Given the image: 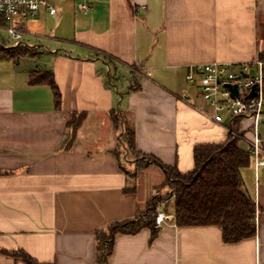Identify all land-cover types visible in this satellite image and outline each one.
<instances>
[{
    "label": "crops",
    "instance_id": "1",
    "mask_svg": "<svg viewBox=\"0 0 264 264\" xmlns=\"http://www.w3.org/2000/svg\"><path fill=\"white\" fill-rule=\"evenodd\" d=\"M46 1L57 14L41 8L23 42L0 53V264H95L97 231L171 190L155 160L191 172L197 146L233 139L231 121L249 152L251 120L215 122L187 75L264 60V0ZM75 113L84 121L64 150ZM123 124L135 128V156ZM259 135L264 148V113ZM242 175L254 237L225 243L216 225L179 227L159 203L173 216L154 241L149 228L117 236L109 264H264V165L250 154Z\"/></svg>",
    "mask_w": 264,
    "mask_h": 264
},
{
    "label": "trees",
    "instance_id": "2",
    "mask_svg": "<svg viewBox=\"0 0 264 264\" xmlns=\"http://www.w3.org/2000/svg\"><path fill=\"white\" fill-rule=\"evenodd\" d=\"M39 76L37 74L33 82H38ZM52 83L56 88L54 81ZM113 117L120 125L119 116L114 114ZM83 121L84 114L72 115L68 122L71 131L63 142L65 147L61 146L64 150L73 144ZM121 142L129 153L134 156L137 154L135 128L123 124ZM194 159L195 168L188 173H182L155 160L164 170L172 194L151 200L147 211L135 219L116 221L97 231L95 264H109L119 235L136 234L149 228L152 243L160 229L156 227L158 204L168 203L172 198L175 220L179 227L216 225L223 230L225 243H237L256 235V201L248 193L242 175V169L250 163V152L240 149L237 139H230L224 144L197 146Z\"/></svg>",
    "mask_w": 264,
    "mask_h": 264
},
{
    "label": "built area",
    "instance_id": "3",
    "mask_svg": "<svg viewBox=\"0 0 264 264\" xmlns=\"http://www.w3.org/2000/svg\"><path fill=\"white\" fill-rule=\"evenodd\" d=\"M47 8L50 14H57V9L46 0H0V16L5 28L19 46L26 34L24 22L36 16L41 8ZM84 10L88 4L82 5ZM187 79L191 83H198L200 95L206 105L213 112L215 122L222 124L225 116L231 120L247 118L251 120L250 127L253 138L249 140V152L255 158L258 169L264 165L263 140L259 135V126L264 113V60H255L241 63L208 62L191 65ZM237 87V95L233 94L232 87ZM233 139L240 138V133L234 131L232 121L226 126ZM172 194L170 190L168 195ZM173 215L160 211L156 215V227L162 228L166 220Z\"/></svg>",
    "mask_w": 264,
    "mask_h": 264
},
{
    "label": "rangeland",
    "instance_id": "4",
    "mask_svg": "<svg viewBox=\"0 0 264 264\" xmlns=\"http://www.w3.org/2000/svg\"><path fill=\"white\" fill-rule=\"evenodd\" d=\"M32 18H29L28 20H25V25H24V30H25V28L27 27V29H28V24H29V21L31 20ZM13 43H14V40L11 38V36H10V34L8 33V31L5 29V28H0V53H4L5 52V49H3L2 47L4 46V45H7V48H11V46L13 45ZM2 57H0V59H1ZM188 84H189V86H190V90H189V93H191V94H193L194 95V97L197 95V94H199V91H200V87L198 86L199 84L198 83H191V82H187ZM119 129H122V127L121 126H119ZM160 170V172L163 174V175H165V172L162 170V169H159ZM162 170V171H161ZM157 177V176H156ZM157 179V178H156ZM155 179V174L154 173H152L151 174V176H150V178H149V181L151 182V181H153V182H155L154 180H156ZM158 181V180H157ZM160 189H162L163 191H164V193H166L167 192V186L166 185H162V186H160L159 187ZM168 195V194H167ZM167 195L165 194V195H163V197H167ZM162 197V196H161ZM166 205H167V209L169 210V211H172L173 210V206L172 205H170V203L168 202V203H166L165 202V204H164V206L166 207ZM162 210H164V208H162Z\"/></svg>",
    "mask_w": 264,
    "mask_h": 264
},
{
    "label": "water",
    "instance_id": "5",
    "mask_svg": "<svg viewBox=\"0 0 264 264\" xmlns=\"http://www.w3.org/2000/svg\"><path fill=\"white\" fill-rule=\"evenodd\" d=\"M228 86L232 87V90H233V94L234 95H237V87L236 86H231L228 84Z\"/></svg>",
    "mask_w": 264,
    "mask_h": 264
}]
</instances>
